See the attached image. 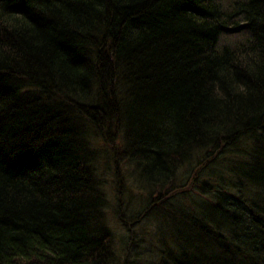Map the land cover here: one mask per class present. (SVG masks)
Listing matches in <instances>:
<instances>
[{
  "label": "trees",
  "instance_id": "16d2710c",
  "mask_svg": "<svg viewBox=\"0 0 264 264\" xmlns=\"http://www.w3.org/2000/svg\"><path fill=\"white\" fill-rule=\"evenodd\" d=\"M0 264H264V0H0Z\"/></svg>",
  "mask_w": 264,
  "mask_h": 264
},
{
  "label": "rangeland",
  "instance_id": "374dc122",
  "mask_svg": "<svg viewBox=\"0 0 264 264\" xmlns=\"http://www.w3.org/2000/svg\"><path fill=\"white\" fill-rule=\"evenodd\" d=\"M244 36H245V34L244 33H239V34H236V38L237 39H243L244 38ZM232 38H233V36H231V35H224L223 37H222V40L223 41H225V42H231L232 41ZM104 166H107V163L104 165ZM105 169H106V167H104ZM108 169V168H107ZM109 173H110V175L111 176H109ZM105 185H106V187L108 188V192L109 191H111V192H113L114 190H115V182H113L112 181V167L110 168V170H108L106 173H105ZM170 187H172V186H170ZM163 188H159V189H157L156 191L157 192H154V195L156 196L157 195V193L159 192V190H162ZM135 190H137L136 188H133V187H131L130 188V191H129V193L126 195V198H125V206H126V204H127V200L129 201V205H130V211H131V213H132V211H133V208L135 207V205L137 204V202H138V200L140 199V198H144V196H145V192H141L140 194L139 193H137ZM119 191H121V188H119ZM128 205V204H127ZM134 215V213H132V216ZM107 217H108V223H109V225L111 226V228H112V231H114V235H117L116 236V240H117V242H119V240H120V238H121V236H124L125 234H124V229H123V227H122V224H120V222H119V220L117 219V217H114L113 215H112V211H108L107 212ZM136 218L134 217V219L132 220V221H129V222H134V220H135ZM137 225V222L136 223H132L131 224V227L133 228L134 226H136ZM126 227H128V226H126ZM138 226H137V229H136V231L138 230ZM126 233V232H125ZM137 234H140V235H142L145 239H147L150 235H152V232H151V229L149 228V227H147L146 225H145V227H144V231H143V233H137Z\"/></svg>",
  "mask_w": 264,
  "mask_h": 264
}]
</instances>
